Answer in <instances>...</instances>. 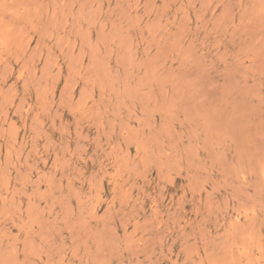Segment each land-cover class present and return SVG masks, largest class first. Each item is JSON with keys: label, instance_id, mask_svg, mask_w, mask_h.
Instances as JSON below:
<instances>
[{"label": "rangeland", "instance_id": "rangeland-1", "mask_svg": "<svg viewBox=\"0 0 264 264\" xmlns=\"http://www.w3.org/2000/svg\"><path fill=\"white\" fill-rule=\"evenodd\" d=\"M0 264H264V0H0Z\"/></svg>", "mask_w": 264, "mask_h": 264}]
</instances>
